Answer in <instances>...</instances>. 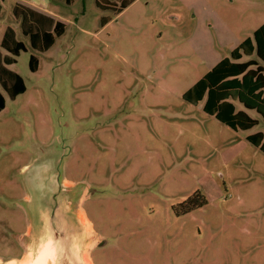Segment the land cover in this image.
Returning a JSON list of instances; mask_svg holds the SVG:
<instances>
[{
    "label": "rangeland",
    "instance_id": "obj_1",
    "mask_svg": "<svg viewBox=\"0 0 264 264\" xmlns=\"http://www.w3.org/2000/svg\"><path fill=\"white\" fill-rule=\"evenodd\" d=\"M121 2L1 0L0 41L10 26L26 47L7 67L26 89L0 87V264H31L46 244L67 264H264V150L247 139L264 121L246 110L258 124L233 129L184 97L252 39L264 0H133L116 14ZM18 3L64 24L45 51ZM197 191L206 203L176 214ZM58 203L72 239L44 209Z\"/></svg>",
    "mask_w": 264,
    "mask_h": 264
},
{
    "label": "trees",
    "instance_id": "obj_2",
    "mask_svg": "<svg viewBox=\"0 0 264 264\" xmlns=\"http://www.w3.org/2000/svg\"><path fill=\"white\" fill-rule=\"evenodd\" d=\"M71 4L73 0H64ZM121 12L133 0H121ZM100 7L104 5L97 1ZM1 10V0H0ZM13 15L20 19L24 34L32 38L33 49L43 52L47 49L53 33L60 35L64 24L52 16L23 4H16ZM0 46L9 54L0 53V87L10 100L26 89L24 79L7 65L16 62L20 51L26 50L22 40L16 38L14 29L7 26L3 32ZM245 58V59H242ZM37 57L31 54L29 68L36 71ZM189 101L198 103L203 100V110L220 122L233 129H249L258 124L257 118L251 117L246 110L258 113L264 121V23L252 35L206 72L185 93ZM238 101L244 109L236 110L233 102ZM6 97L0 92V111L4 108ZM254 145L264 150V135L261 131L247 136ZM206 203L199 191L193 193L178 205L176 214L186 213Z\"/></svg>",
    "mask_w": 264,
    "mask_h": 264
},
{
    "label": "water",
    "instance_id": "obj_3",
    "mask_svg": "<svg viewBox=\"0 0 264 264\" xmlns=\"http://www.w3.org/2000/svg\"><path fill=\"white\" fill-rule=\"evenodd\" d=\"M44 209H46V210H52V212H54L55 211V224H54V228H55V231H57L58 232V235L60 234V237L61 236H65L66 238H68L69 239V237H71V239H72V236H74V233H73V231L72 230H70V228H72V227H74L75 226V223H74V225H72V226H70L69 225V222H68V220L66 219V214H65V217H62L61 216V213H59V211L61 210V208H60V203H58V204H55V205H53L52 207H46V208H44ZM43 210V209H42ZM41 210V211H42ZM67 212H69V210L67 211ZM81 214V212L79 213V215ZM65 218V219H64ZM41 216H40V221H41ZM84 224V223H83ZM61 225V226H60ZM84 228L86 229V227H85V225H84ZM87 231V230H86ZM87 232H89V233H91V231H87ZM57 239H59V238H57ZM44 247H49L50 249H52L53 251H54V256H55V260L59 263V264H67V263H69L70 262V260L68 259V260H66V262L67 263H64V262H62L60 259H65L64 258V255H61L60 253H58V251H55V249H54V247H52L51 245H48V244H46V245H43L37 252H36V254H35V256L34 257H32L31 259H29L27 262H29V261H31V260H34L36 257H37V255L39 254V252L44 248ZM84 257V256H83ZM67 258H68V256H67ZM83 260H81L84 264H86V262H85V260H84V258H82ZM26 262V263H27ZM15 264H22V261H19V263L17 262H14ZM6 264V263H5ZM90 264V263H89Z\"/></svg>",
    "mask_w": 264,
    "mask_h": 264
},
{
    "label": "bare ground",
    "instance_id": "obj_4",
    "mask_svg": "<svg viewBox=\"0 0 264 264\" xmlns=\"http://www.w3.org/2000/svg\"><path fill=\"white\" fill-rule=\"evenodd\" d=\"M80 217L86 227V230L91 231L92 227H90L91 226L90 221L88 220L84 212L80 214ZM84 260L86 263H90V259L88 258V256L86 257L84 256ZM9 264H14V262L13 263L10 262ZM31 264H59V263L55 260L54 251L49 247H44L39 252L37 257L31 262Z\"/></svg>",
    "mask_w": 264,
    "mask_h": 264
},
{
    "label": "crops",
    "instance_id": "obj_5",
    "mask_svg": "<svg viewBox=\"0 0 264 264\" xmlns=\"http://www.w3.org/2000/svg\"><path fill=\"white\" fill-rule=\"evenodd\" d=\"M19 4V3H18ZM1 11V10H0ZM16 18V17H15ZM5 30V29H4ZM20 40V39H19ZM66 182H70V181H68V180H65ZM82 210H83V212H84V214H85V211H84V209L82 208ZM86 215V214H85ZM88 220H89V218H88ZM90 221V220H89ZM90 224H91V226L90 227H92V222L90 221ZM10 259H13V258H10ZM15 260H18V259H15ZM9 261V260H8ZM14 261V260H13ZM91 263V262H90Z\"/></svg>",
    "mask_w": 264,
    "mask_h": 264
},
{
    "label": "flooded vegetation",
    "instance_id": "obj_6",
    "mask_svg": "<svg viewBox=\"0 0 264 264\" xmlns=\"http://www.w3.org/2000/svg\"><path fill=\"white\" fill-rule=\"evenodd\" d=\"M6 261H8V260H6ZM6 261H4V262H6Z\"/></svg>",
    "mask_w": 264,
    "mask_h": 264
}]
</instances>
